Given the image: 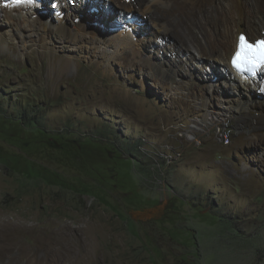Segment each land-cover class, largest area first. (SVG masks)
<instances>
[{
    "label": "rangeland",
    "instance_id": "obj_1",
    "mask_svg": "<svg viewBox=\"0 0 264 264\" xmlns=\"http://www.w3.org/2000/svg\"><path fill=\"white\" fill-rule=\"evenodd\" d=\"M201 2L158 6L165 16L174 4L170 40L182 52H196L202 34L187 24ZM28 11L8 19L0 8V34L18 47L0 42V264H264V93L249 101L217 76L225 60L209 65L215 72L205 59L186 70L173 58L177 73L127 70L110 61L112 35L101 29L81 42L51 34L43 48ZM94 14L89 22L109 30ZM220 109L231 116L218 124L228 141L211 128L200 142L183 134Z\"/></svg>",
    "mask_w": 264,
    "mask_h": 264
},
{
    "label": "bare ground",
    "instance_id": "obj_2",
    "mask_svg": "<svg viewBox=\"0 0 264 264\" xmlns=\"http://www.w3.org/2000/svg\"><path fill=\"white\" fill-rule=\"evenodd\" d=\"M54 1L58 3L56 11H60L57 16L58 23L56 24L48 23L45 16L37 9L38 6L33 2L15 6L12 3L8 4L4 0H0V8L5 13L7 18L10 19L15 17L17 12H23V9L28 7V12L31 13L30 16H34L37 21L34 29H40L42 31L39 38L44 41L41 45L43 48L54 44L45 42V39L51 34H54L58 39H60V34L65 37L74 36V39L77 40V42H81L87 38L86 36L88 34L94 37L92 32L96 35H102L98 32L99 29L107 32L109 31L105 29L104 25L99 26L89 22L90 16L88 14H90V12L88 11L87 5H84V2L81 3L76 1L75 4H73L74 8H70L71 0ZM164 1L165 0H116L119 7L124 10L128 9V12H132L133 9H139V13L146 21H148V23L143 22L144 24H147V26L142 29H139L137 26H133L132 29H138L137 32L132 29L124 30L121 33H110L109 31V35H112L110 42L115 47L113 51L114 54L110 55L112 56L110 61H123L122 65L127 70H131L135 66V68H138L144 63L154 69L161 68L165 74H169L172 70L177 73V69H173L175 61L172 62V58L184 63L182 66L186 70L189 63H200L201 59H205V62H208V65H205L204 67L201 66L203 70L205 67H212L209 65H214L215 61L225 60V65L223 67L224 72H221L218 69L219 66H216L218 69L217 76L219 75L223 77L226 82L232 81L243 94L249 96V101L252 100L254 95L260 92L264 93V77L249 80L245 78L244 75H237L230 67V55L234 51L236 41L240 33L246 32V34L253 40L264 36V0H202L199 6L197 19L193 20L194 22L191 21L192 23L187 24V29L189 31L191 30V26H194L198 29L200 34H202L201 38L199 35H193L195 38L194 43L196 44V52L190 48L189 51L185 50L182 52L183 47L180 46V44L174 42L171 43L170 37L172 34L170 33L171 25L169 15H172L175 10V6L174 4H171V7L168 8L166 15L159 16L158 6L164 3ZM44 2L45 0H42L41 3H43L42 6L45 9L47 7L52 8L51 4L53 2L47 1L45 4ZM216 2H218L217 5H215ZM105 4H107V2H105ZM42 6L39 5V7ZM30 16H28L25 21H27ZM94 16L95 14H92L91 20ZM2 31L3 30H1V32ZM135 33L138 35L136 36ZM28 34L29 36H33L32 33ZM10 35L11 34L7 32H2L0 34V42L3 48L7 46L5 44H8L11 49L18 52L17 45L15 43L10 44L9 39L13 37ZM225 37H227L228 44L225 49H223L219 47L218 43ZM150 43H156L159 46V50H161L160 55L157 54L158 56H154L153 54L147 52V46ZM46 52L44 51L42 54H45ZM106 54L107 53H104L103 55ZM64 67L66 71H68L70 64L64 63ZM54 72L55 74H53V79L58 78V76H60V70ZM205 78L206 77L202 78L203 82L200 85L207 87L211 91L215 90L217 88V86L214 87V83L216 81H213L212 78L211 80ZM244 106L245 105H243V107ZM224 107V109L228 111L232 110V106L229 104ZM245 107H248V105ZM228 111L220 109L215 112L216 116L211 114V112L210 114L213 118L212 122L230 120L231 116L227 113ZM209 117L210 116L205 119H201L200 121L208 123V121H210L209 119H211ZM221 132L222 130L218 126L216 130L217 137L219 140H222L223 138V141H228L230 136L229 132L226 130L220 134ZM247 168L248 167L245 169ZM247 171L249 172V178L247 180H252L253 177H256L255 172H252L253 170ZM246 177L244 178L246 179ZM4 226V222H0V230H2Z\"/></svg>",
    "mask_w": 264,
    "mask_h": 264
},
{
    "label": "clouds",
    "instance_id": "obj_3",
    "mask_svg": "<svg viewBox=\"0 0 264 264\" xmlns=\"http://www.w3.org/2000/svg\"><path fill=\"white\" fill-rule=\"evenodd\" d=\"M6 3H12L15 6L17 5H22L21 4H15L13 2V0H4ZM47 1L53 2L51 4L52 9L57 8L58 7V3L54 0H45L44 3H46ZM81 2V3H85L84 5H87L88 11L91 12L92 14L94 13H100V11L102 10L103 12V20L104 22H106L107 24V29H109L110 33H121L124 30H129L132 29L133 26H137L139 27V29H142L144 27L147 26V24H144L143 22L148 23V21H146L138 12H128L127 10H121V9H117V7L110 3L107 2V4L104 6L105 4V0H71V5L70 8H74L73 4H75V2ZM32 2L34 4H36L37 6H42L43 3L42 0H32ZM5 4V3H4ZM6 5V4H5ZM55 5V7L53 6ZM37 9L45 14L47 12V10L45 11V9L43 8V6L37 7ZM60 11L56 12L55 14H52L53 16L58 14ZM129 13V14H128ZM128 14V15H126ZM53 18V17H52ZM133 30V29H132ZM135 32L138 31V29L133 30ZM136 36L138 35L137 33H135ZM240 34H244L246 37H249L246 33H240ZM259 39H264V36L255 40H259ZM253 40V39H251ZM253 40V41H255ZM156 48V47H155ZM230 67L234 70V72L238 75H244L245 78L252 80L255 78H263L264 74H258V75H252L251 73L248 72H238L235 68L232 67L231 63H230ZM217 68L212 67V71L215 72ZM212 77H216L212 75ZM217 78V77H216ZM222 122V121H221ZM220 123V121L217 122H212L209 121L208 123H204L200 120H196V121H192L187 125H184V128L182 129L183 134L188 137L189 139L195 141L197 140V142H200L197 137H198V133L201 134H207L209 132V128L212 129L214 136L216 139H218L217 135H216V130L218 127V124Z\"/></svg>",
    "mask_w": 264,
    "mask_h": 264
},
{
    "label": "snow or ice",
    "instance_id": "obj_4",
    "mask_svg": "<svg viewBox=\"0 0 264 264\" xmlns=\"http://www.w3.org/2000/svg\"><path fill=\"white\" fill-rule=\"evenodd\" d=\"M15 4L31 3L32 0H13ZM55 7V5H53ZM230 63L238 72L264 70V39L251 40L244 34L237 38Z\"/></svg>",
    "mask_w": 264,
    "mask_h": 264
},
{
    "label": "trees",
    "instance_id": "obj_5",
    "mask_svg": "<svg viewBox=\"0 0 264 264\" xmlns=\"http://www.w3.org/2000/svg\"><path fill=\"white\" fill-rule=\"evenodd\" d=\"M69 140V139H68ZM72 140V139H71ZM72 142V141H71ZM64 143H67V139H64ZM64 149V148H63ZM50 183H54V182H52V181H50ZM55 184H57V183H55ZM59 185H62V186H64L63 184H59ZM66 185H68V188H70V185L69 184H66ZM71 187H73V186H71ZM151 204V203H150ZM114 209H117V207H114ZM122 213H120V215H121ZM122 216H123V214H122Z\"/></svg>",
    "mask_w": 264,
    "mask_h": 264
},
{
    "label": "flooded vegetation",
    "instance_id": "obj_6",
    "mask_svg": "<svg viewBox=\"0 0 264 264\" xmlns=\"http://www.w3.org/2000/svg\"><path fill=\"white\" fill-rule=\"evenodd\" d=\"M57 138H58V137H57ZM50 140H53L55 143H59V141H60L59 139H53V138H51V137H50ZM47 142L49 143V141H47Z\"/></svg>",
    "mask_w": 264,
    "mask_h": 264
}]
</instances>
